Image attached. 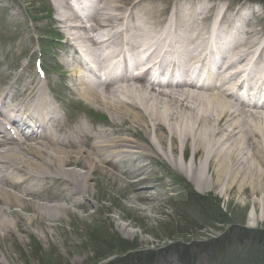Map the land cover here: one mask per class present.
Returning a JSON list of instances; mask_svg holds the SVG:
<instances>
[{
  "label": "bare ground",
  "instance_id": "obj_1",
  "mask_svg": "<svg viewBox=\"0 0 264 264\" xmlns=\"http://www.w3.org/2000/svg\"><path fill=\"white\" fill-rule=\"evenodd\" d=\"M120 1L99 0L95 4L85 0L84 22L72 7H67L70 14L60 12L65 0H60L58 7L57 21L66 27L68 58L76 63L70 70L78 95L110 112L112 117L105 124L92 125L81 119L72 126L60 122L58 108L38 84L32 88V83H27V99H19L23 94L18 91L11 96L4 89L0 92L1 119L22 136L14 137L0 119V131H5L0 139V242L6 235L12 236L14 228L25 231L36 222L52 226L50 222L64 213L87 209L89 183L98 172L119 178L137 177L135 190L149 186L140 174L158 162L171 165L189 181L209 187L221 185L224 191L235 184L264 182V174L258 171L261 167L264 172V106L247 105L230 91L241 88L243 81H235L243 75L248 85L260 93L264 45L256 52L259 40L245 37L237 26L228 30L224 17L214 22L215 36L206 41L201 34L207 26L206 16L199 19L203 14L184 4L196 0H173L183 1L182 9H174L164 23L155 3L131 0L124 6ZM241 25L246 26V21ZM222 29L229 33L224 34ZM78 31H82L81 36ZM97 34L104 36L103 41H97ZM222 34L228 40L216 47L226 65L209 71L216 87L179 83L157 89L146 72L128 77L123 67L111 64L110 54L119 55L125 46V52L133 56L148 51L143 58L146 62L152 56L177 61V69L184 72L208 57L209 40L217 42ZM77 45L83 49L79 51ZM83 54L93 56L107 81L79 76ZM249 63L250 68L246 67ZM5 97L9 100L7 108L3 106L7 105ZM150 132L155 133L157 141ZM138 138L147 142V149ZM181 149L183 162L177 156ZM187 151L192 156L189 162ZM136 164L139 168L131 175L124 172L123 167Z\"/></svg>",
  "mask_w": 264,
  "mask_h": 264
},
{
  "label": "rangeland",
  "instance_id": "obj_2",
  "mask_svg": "<svg viewBox=\"0 0 264 264\" xmlns=\"http://www.w3.org/2000/svg\"><path fill=\"white\" fill-rule=\"evenodd\" d=\"M46 1L0 0V90L4 87H12L16 83L18 91H21L29 80L40 81L34 71V60L37 57H42L45 64L55 62L59 68L62 67L67 80L60 75L61 70H45V72L50 83L56 85L58 89L57 94L60 99L58 104L61 108L63 105L65 110L69 111L68 102L74 101L77 97L74 94L75 99L71 98V93L68 90V85H72L74 79L73 72L70 70L74 63L71 61L72 59L68 58L69 51L64 45L66 39L56 22L58 17L56 6L60 5V0H48L51 4L50 9L53 11L51 17L46 16L48 12L44 15L43 3L45 4ZM149 1L155 3L156 7L160 9L158 17L163 23L170 19L174 9L181 10L183 5V1L175 2L176 0L168 3L165 0ZM149 1H146V4ZM130 2L131 0L120 1L124 6ZM191 3L184 4L193 9L192 11L197 10L203 15L207 14L209 8L212 9L207 14L208 21L213 20L217 15H222L226 9L225 18L238 21L245 19L246 16L249 19L246 27L248 25L253 28L255 35L264 34L263 0H196ZM35 14L38 16L34 18ZM139 15L137 14V16ZM246 27L244 26V28ZM48 30H52L63 39L58 48L49 47L43 52L38 44L41 40L40 37L47 38L44 34H49ZM43 40L46 43L48 39ZM64 79L65 83L61 87L60 82H63ZM82 103L89 108H86L87 112L92 109L94 112L101 113L106 117V120L111 119L110 112L104 107L91 105L86 101L84 103V100ZM76 106L77 104L74 105V112H80L76 111L79 110ZM96 120L98 121L99 118ZM90 122L92 123V120ZM154 134V132H150V136L157 141ZM141 135L142 138H145L142 132ZM138 140L147 149V142L140 138ZM169 147L170 143H168ZM178 155L181 159L180 152ZM167 167L169 169L152 164L145 168L143 176L147 178L150 186L145 191L140 188L137 190L143 192L142 196L136 194L135 187L130 184L131 180H123L122 177L119 178L113 173L111 175L96 173L94 180L89 183L91 186H89L90 191L87 194V209L79 208L74 212L64 213L59 220L55 218L54 221H49L52 226H42L36 222V224L28 226L25 231L14 228L13 235H6L0 242V261L2 264H86L88 261L92 264L97 256L99 258L106 255L108 251L121 249L118 246H112L115 234H118L122 239L134 242L135 246L137 241L138 246L146 250L157 245L165 246L166 239L169 238L167 232L169 234L173 232L174 234L170 235L177 239L184 238L186 235L185 238L192 240L195 238V227H200L201 223L198 226L195 220L189 219L188 215L178 212V208L168 205L169 202L165 201L179 189L178 187L184 180L196 190L199 189L200 191H197L200 194L210 193L220 198L219 202L223 208L230 207L235 212L243 209L246 212L245 228L253 229L264 225V182L235 184L233 188L224 191L221 185L209 187L205 184L192 182L179 170L169 164ZM75 169L80 173L84 172L80 167ZM258 171L264 174L262 168L259 167ZM172 174L180 177L176 185L173 184ZM22 213L24 216L31 215L26 212ZM199 221H201L200 218ZM179 226L181 227L179 228ZM227 227L228 225H222L216 230L204 227L199 232L195 231L197 241H192L200 246L199 250L196 248L194 250L196 264H212L210 259L221 255L222 250L219 251L218 247L213 250L209 242L204 243V240L207 239L205 235L207 234L208 236H206L211 238L213 236L224 237L223 230ZM226 243L229 245L230 242ZM165 257L175 258L174 252L170 251L168 254L159 256L155 262L165 261ZM261 264L264 263L261 262Z\"/></svg>",
  "mask_w": 264,
  "mask_h": 264
},
{
  "label": "trees",
  "instance_id": "obj_3",
  "mask_svg": "<svg viewBox=\"0 0 264 264\" xmlns=\"http://www.w3.org/2000/svg\"><path fill=\"white\" fill-rule=\"evenodd\" d=\"M227 215L225 214V213H220V217H219V220L221 221V222H226L227 221ZM181 226H179V228H180ZM187 227V226H186ZM189 228V227H188ZM193 228V227H192ZM199 230H201V228L199 227L198 229L195 227V231H197V232H199ZM195 231H194V235H196L195 234ZM166 234H168L167 236L169 237V238H172V235L174 234L173 232H170V234H172V235H170L168 232L166 233ZM184 236H186V235H184ZM116 244V246H118V247H122L123 249H126L128 246V243L127 242H125V241H123V240H120V241H118V242H116L115 243ZM262 260H264V257H263V259ZM262 263H264V261L262 262Z\"/></svg>",
  "mask_w": 264,
  "mask_h": 264
}]
</instances>
